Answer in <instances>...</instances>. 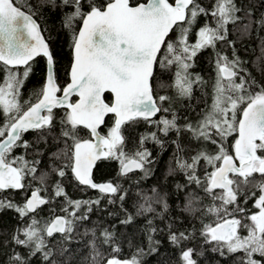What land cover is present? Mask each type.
Segmentation results:
<instances>
[{"label":"snow or ice","instance_id":"6c2138e0","mask_svg":"<svg viewBox=\"0 0 264 264\" xmlns=\"http://www.w3.org/2000/svg\"><path fill=\"white\" fill-rule=\"evenodd\" d=\"M45 3L61 10L62 26L70 33V82L63 88L56 82L54 55L34 18L36 13L22 10L30 8L27 0H0V63L7 69L0 84V115L4 118L0 125V192H30L21 203L0 198V212L12 210L20 218L12 235L0 239V248L10 249L4 253L5 264H73V245L80 244L88 249L81 264H144L145 255L158 253L162 241L155 238L160 231L155 221L167 218L169 193L157 186L144 190L139 180L128 189L118 181L96 183L92 170L99 160L115 159L120 164L118 177L140 171L141 180L146 179L152 175L154 157L145 145L152 142L165 148L161 134L166 138L170 133L177 138L187 134L189 143L195 142L198 149L188 154L179 139L171 141L174 166L168 175L184 178L175 184L176 192L184 197L181 216L188 214L200 223L198 231L191 224V230H174V225L184 223L180 217H172L165 225L167 241L181 248V264H199L196 257L203 256V251L183 246L197 236L221 257L235 256L234 264H264V179H255L256 175L264 178V84L255 79L229 39V27L245 20L242 31L255 30L259 35L264 30V15L254 18V6L242 7L237 0H211L209 6L200 0ZM220 43L232 48L231 58L217 51ZM261 47L264 51V38ZM209 49L215 53L216 70L211 104L197 121L185 117L180 124L176 113L164 107L171 97L159 95L154 88L157 71L171 73V87L179 96L191 98L194 86L205 83L191 70L198 55ZM38 56L47 60L46 81L35 94V102L22 100L21 89ZM105 93L112 94L111 102ZM73 96L77 97L74 101ZM57 109L64 110L62 116L58 117ZM109 114L114 120L102 135L100 129ZM139 121L156 130L141 134L137 149L126 152L125 126ZM82 129L91 138H83ZM29 132L36 133L34 141L24 139ZM233 136L234 142L227 145L225 141ZM50 141L57 146L48 155L50 171H41L42 159H30L29 153L42 158ZM207 145L216 151H209ZM17 149H22L19 155ZM69 173L78 185L99 190L101 196L73 200L62 183ZM50 174L57 177L51 189ZM132 196L137 201L134 213L125 207ZM105 197L108 204L119 202L124 217L120 224L132 225L146 218L142 227L147 251L140 247L131 258H121L116 233L109 228L97 235L95 227H85L82 235L90 239L78 238L79 227L90 222ZM56 200L63 201L59 214L49 209L50 216L41 221V210ZM249 200L255 211L248 209ZM103 246L111 254L101 251Z\"/></svg>","mask_w":264,"mask_h":264},{"label":"trees","instance_id":"16d2710c","mask_svg":"<svg viewBox=\"0 0 264 264\" xmlns=\"http://www.w3.org/2000/svg\"><path fill=\"white\" fill-rule=\"evenodd\" d=\"M24 0H21L23 3ZM59 0H57V3ZM132 3H136L137 0H131ZM202 5L209 6L211 0H200ZM238 4L242 7H247L248 5H253V16L254 18H259L264 15V0H237ZM30 8L24 9L26 11L35 12V19L39 22L43 34L47 41L49 42L51 51L53 52L55 59V70L60 81H65L69 73L71 60H72V48L70 33L62 26V12L59 8H53L45 3V0H27ZM247 21H242L238 25L229 27V39L235 42V51L237 55L245 62V66L251 71L255 79L260 83L264 84V51L261 47V38H264V30L257 32L255 30L249 33H244L243 23ZM200 24L204 23V18L201 17L199 20ZM195 37L193 36V39ZM217 51L227 54L230 58L232 55V48L225 43H220L217 46ZM215 53L212 49L206 50L198 55L195 61V66L191 70L193 73L200 74L205 83L200 86H194L193 96L191 98L181 97L176 93V90L171 87L172 75L171 73H165L161 75L159 70L157 71V79L154 81V88L159 95H166L171 97V99L164 104V107H170L171 111L175 112L178 117V122L180 124L184 123V118L186 117L190 121H197L202 112L205 110L207 105L211 104L212 95V85L215 82V64H214ZM46 58L43 56H38L35 58L32 64V72L25 81L23 85V93H26L27 100L28 93L33 92L36 88L39 91L42 85L45 83L46 75ZM174 72V69L172 70ZM5 67L0 63V84L3 83L5 77ZM164 84V87L160 85ZM22 93V94H23ZM109 97H111L109 95ZM33 98V97H32ZM108 98V97H107ZM36 99H30L32 102ZM109 99V98H108ZM57 115L62 116L63 110H57ZM167 115V114H165ZM4 122V118L0 115V125ZM109 124L112 123V119H109ZM153 126L146 124L143 121H139L135 125L125 126L124 135L126 136V152H134L138 147V141L141 134L146 132L155 131ZM84 132L81 131L83 136ZM161 137L166 140V147L160 148L152 142H148L145 146L152 152L154 157V163L151 165L152 175L146 179L141 180L143 176L142 172H135L127 178L118 177V161L115 159H104L101 160L96 167L94 172V177L97 181H118L125 189L131 188V185L135 181H141L140 187L144 190L152 186H157L162 189V192H168L171 197L169 200L170 209L167 214V218L163 221H155V226L160 229L159 232L155 234V238L162 241L158 253L152 255H145L143 257L144 264H181L180 261V247H176L167 241L166 237L168 235L165 225L169 222L172 217H180L184 220L183 224L174 225V230L185 231L191 230L189 225L197 231L200 228L199 222H193L188 214L181 216V209L183 207L182 200L184 199L175 190V184L177 182H183L182 175L169 176L168 170L173 164V154L175 152V146L171 143L174 139H179L181 145L188 150V154L198 150L195 142L189 143V137L187 134H183L181 137L177 138L174 133H170L168 137ZM24 139L29 141H34L36 139V133L29 132L24 135ZM235 136L230 137L225 143L231 145L234 142ZM41 149L44 145L39 146ZM56 145H53L51 141L45 155L41 158L35 156L33 153H29V158L42 159V164L40 165L41 171H50L47 165L50 163L48 155L56 150ZM208 150L211 152L216 151V147L213 145H207ZM22 149H17L15 154L19 155ZM57 177L50 174L48 177V187L51 189L53 182ZM37 182H33L35 186ZM68 195L73 199L82 200H95L101 196L98 190L90 189L86 186H80L73 179L71 173H69L62 181ZM77 187V189H76ZM80 190V191H78ZM135 193L136 189H131ZM29 193V192H28ZM23 191H3L0 192V198H8L16 203H21L24 197L28 195ZM47 195L50 192L45 193ZM207 202V201H206ZM63 203L62 200H56L52 204L44 207L39 218L41 221L47 219L50 216L49 209H52L59 213V205ZM56 204V205H55ZM253 201L249 200L248 209L253 210ZM137 206V201L135 196L130 197L125 203V207L129 212H133ZM159 211V209H158ZM112 213V215H109ZM187 217V218H186ZM122 211L119 207V202L117 204H108L107 197L102 199L99 207L95 208L91 214V220L87 225H82L79 227L78 232L81 234L78 238L81 241H87L89 237L82 235L85 227H95L97 229V235L99 231L103 228H109L115 231L117 242L121 248L119 256L121 258H131V256L137 253L138 248L143 247L147 251V242L145 238V233L143 230V225L145 224L146 218H138L136 222L132 225H122L119 223L123 219ZM20 223V218L12 210H4L0 212V239H7L10 237ZM184 247H194L197 253L203 251V256L196 257L199 264H234L236 259L235 256L231 259L227 257H221L218 253L211 251V246H204V241L202 238L197 236V238L191 242H185ZM79 249V251H77ZM74 259L73 264H81L83 258L88 254V249L84 247V244L73 245ZM10 251L8 248H0V264H5L7 257L4 255L5 252ZM101 251L106 254H111V249L107 246H103Z\"/></svg>","mask_w":264,"mask_h":264},{"label":"flooded vegetation","instance_id":"af4514ba","mask_svg":"<svg viewBox=\"0 0 264 264\" xmlns=\"http://www.w3.org/2000/svg\"><path fill=\"white\" fill-rule=\"evenodd\" d=\"M72 56H73V53H72ZM71 63H72V60H71ZM70 68H71V65H70ZM46 69H47V65H46ZM56 79H57V82H58V84H59V86L61 87V88H63V87H65L68 83H69V81H70V69H69V73H68V75H67V78H66V80L65 81H60L59 80V77L57 76V74H56ZM45 81H46V75H45ZM60 94H62V92L61 93H59V95ZM109 95L111 96V97H109ZM109 99H108V98ZM72 99H73V101L75 100V99H77V97H75V96H73L72 97ZM105 99H106V101L107 102H111L112 101V94H110V93H105ZM33 102H35V100L33 101ZM57 110H63V109H57ZM56 110V111H57ZM64 111V110H63ZM109 119H112V123H113V120H114V117L111 115V114H109L107 117H106V124H105V126H102L101 127V129H100V132H101V134L103 135V134H106V132H107V129H108V127H110L111 125H112V123L111 124H109L108 123V121H109ZM81 131H83L84 132V134H83V138H91L89 135H88V133H87V130H81ZM104 160V159H103ZM112 160V159H111ZM101 160H99V161H97L96 162V164H95V167H94V169H93V179L96 181V182H107V181H97L96 179H95V177H94V172H95V170H96V167H97V164L100 162ZM116 161V160H115ZM118 169L120 170V164H119V162H118ZM136 172H139V171H136ZM257 177H258V175H256ZM260 177V176H259ZM111 181V180H110ZM87 187V186H86ZM89 188V187H88ZM99 191V190H98ZM45 194V193H44ZM28 195H30V192L28 193ZM45 195H47V194H45ZM255 209L253 208V210L252 211H254ZM59 214V213H58Z\"/></svg>","mask_w":264,"mask_h":264},{"label":"rangeland","instance_id":"374dc122","mask_svg":"<svg viewBox=\"0 0 264 264\" xmlns=\"http://www.w3.org/2000/svg\"><path fill=\"white\" fill-rule=\"evenodd\" d=\"M20 71L22 72L23 71V69L21 68L20 69ZM5 75H4V77L6 78V76H7V69L5 68ZM25 84V83H24ZM23 87H22V89H21V99L22 100H27V97H26V93H23ZM39 92V88H36L33 92H31V93H28V100H30V99H32L33 100V98H35L36 97V93H38ZM23 93V94H22ZM33 97V98H32ZM255 179L256 180H261V179H264V178H262V177H259V175H258V177L257 176H255ZM255 211V210H254Z\"/></svg>","mask_w":264,"mask_h":264},{"label":"water","instance_id":"95a60500","mask_svg":"<svg viewBox=\"0 0 264 264\" xmlns=\"http://www.w3.org/2000/svg\"><path fill=\"white\" fill-rule=\"evenodd\" d=\"M22 10H24V9H22ZM35 18V17H34ZM37 23L39 24V22L37 21ZM40 25V24H39ZM40 29H41V33H42V35L44 36V34H43V31H42V28H41V26H40ZM45 37V36H44ZM46 39V38H45ZM47 40V39H46ZM48 42V41H47ZM48 44H49V42H48ZM49 47H50V45H49ZM50 50H51V48H50ZM37 58V57H36ZM46 58V57H45ZM46 62H47V60H46ZM46 74H47V69H46ZM54 75H55V78H56V70H55V59H54ZM56 82H57V79H56ZM70 82V81H69ZM57 84H58V82H57ZM59 85V84H58ZM57 95H59V93L57 94ZM60 95H62V94H60ZM94 139V138H93ZM94 167H95V165H94ZM94 167H93V169H94ZM92 178H93V170H92ZM94 180V179H93ZM94 182H96L95 180H94ZM96 183H104V182H96Z\"/></svg>","mask_w":264,"mask_h":264},{"label":"bare ground","instance_id":"6f19581e","mask_svg":"<svg viewBox=\"0 0 264 264\" xmlns=\"http://www.w3.org/2000/svg\"><path fill=\"white\" fill-rule=\"evenodd\" d=\"M76 189H77V187H76ZM78 191H80V190H78ZM56 205V204H55Z\"/></svg>","mask_w":264,"mask_h":264}]
</instances>
